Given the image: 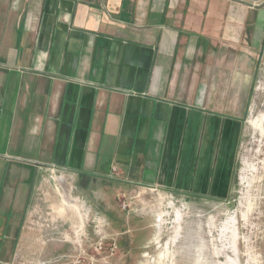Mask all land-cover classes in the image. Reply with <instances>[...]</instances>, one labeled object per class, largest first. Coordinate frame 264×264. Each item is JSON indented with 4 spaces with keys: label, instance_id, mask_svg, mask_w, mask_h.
<instances>
[{
    "label": "crops",
    "instance_id": "crops-1",
    "mask_svg": "<svg viewBox=\"0 0 264 264\" xmlns=\"http://www.w3.org/2000/svg\"><path fill=\"white\" fill-rule=\"evenodd\" d=\"M261 1L0 0V264L82 246L87 206L229 197L243 123L197 54Z\"/></svg>",
    "mask_w": 264,
    "mask_h": 264
},
{
    "label": "rangeland",
    "instance_id": "rangeland-1",
    "mask_svg": "<svg viewBox=\"0 0 264 264\" xmlns=\"http://www.w3.org/2000/svg\"><path fill=\"white\" fill-rule=\"evenodd\" d=\"M255 4L247 37L222 33L209 67L197 54L210 107L243 123L229 197L151 200L140 191L130 206L122 197L106 212L87 206L82 246L47 244L10 264H264V0Z\"/></svg>",
    "mask_w": 264,
    "mask_h": 264
},
{
    "label": "built area",
    "instance_id": "built-area-1",
    "mask_svg": "<svg viewBox=\"0 0 264 264\" xmlns=\"http://www.w3.org/2000/svg\"><path fill=\"white\" fill-rule=\"evenodd\" d=\"M115 171H116V170L113 169V173H115ZM126 208H127V205H124V206H123V209H126ZM97 246H98V249H99V250H101V251L103 250V243H102V242L99 243Z\"/></svg>",
    "mask_w": 264,
    "mask_h": 264
}]
</instances>
